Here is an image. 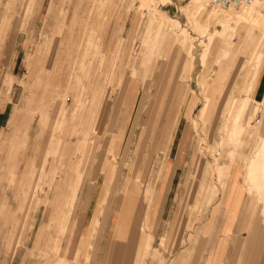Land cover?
<instances>
[{"label":"rangeland","instance_id":"374dc122","mask_svg":"<svg viewBox=\"0 0 264 264\" xmlns=\"http://www.w3.org/2000/svg\"><path fill=\"white\" fill-rule=\"evenodd\" d=\"M42 1L0 0V110L12 102L11 111L20 113L19 126L12 135L6 132L0 144L1 161L8 158L0 162V184L13 198L4 191L0 199V217L11 224L9 243L0 236V264H112L107 259L113 239L116 233L122 235L128 221L132 226L127 246L138 233L150 241L148 255L155 260L161 253L160 236L165 235L160 246L176 250L182 236L191 233L193 213L201 215L197 208L209 205L218 188L226 189L233 173H239L235 164L242 166L240 173L247 188L244 157L253 155L258 132L264 135V98L256 101L244 147L237 146L229 158L218 144L231 102L248 85L247 74L256 70L259 77L264 65V54L253 69L254 60L249 64L247 58L257 33L249 37L241 29L237 39L229 34L210 48L209 36H199L188 21L187 0H153V6L135 0ZM162 16L179 20L190 37L194 56L191 75L187 72L189 45L170 50L175 41L167 48L163 35L154 32ZM239 40L244 45L242 54L237 60L228 58L229 45ZM260 49L264 52L263 46ZM17 52L18 67L12 73ZM205 53L207 65L202 61ZM174 58L178 61L172 64ZM170 75L176 79L169 81ZM195 80L200 91L192 89L191 95ZM165 91L170 97H163ZM186 93L190 99L183 117ZM208 98L213 105L205 124L198 108ZM257 114L260 124H255ZM151 122L158 133L143 157ZM218 165L224 166L221 180ZM209 170L213 173L212 189L206 197L200 185ZM53 172L54 179L50 176ZM33 176L35 182L28 184ZM90 183L97 185V194L84 221H88L86 231L81 234L77 226L80 211L76 217V209ZM163 192L168 195V207H175L174 199L181 197V205L167 223V230L174 231L167 236V220L154 211ZM115 195L119 201L109 228ZM251 196L258 200L256 210L264 222L262 194ZM131 201L144 206L136 220L128 219L126 204ZM150 217H154L151 225ZM102 230L108 233L104 257L99 243ZM88 234L90 241L81 251ZM66 238L71 242L63 257L57 248L65 246ZM48 239L56 242V247L50 248ZM123 247V242L117 243L121 254ZM149 257L145 263L153 264Z\"/></svg>","mask_w":264,"mask_h":264},{"label":"crops","instance_id":"0c3cea01","mask_svg":"<svg viewBox=\"0 0 264 264\" xmlns=\"http://www.w3.org/2000/svg\"><path fill=\"white\" fill-rule=\"evenodd\" d=\"M41 1L42 0H38V3H41ZM19 56L20 53L17 52L16 57L12 64V73H14L16 71V68L18 67ZM177 61L178 58H174L172 60V64L176 63ZM12 77L15 79L13 75ZM175 79L176 76L172 78V75H170L169 81H174ZM16 83L18 82L15 81L14 84ZM17 85L19 86V84ZM130 85L131 83L128 85L126 90L124 106ZM192 89L194 90L198 89L196 85V80L194 81L192 88L189 89V94L191 95H192ZM132 91L133 93L135 92L134 89ZM163 97L164 98L170 97V94H168V92L165 91ZM253 98L255 101H262L264 98V65L257 79L255 90L253 93ZM189 99L190 98H187V93H186L184 96V100L182 102V105H184L183 117L186 112ZM167 101L168 100H166V103ZM11 106H12V102H8L0 110V144L3 142L2 136L6 132L9 133V135H12L14 133L15 128L19 126L18 121L20 119V113L17 109L11 111ZM201 107L202 104L198 108V112L200 111ZM125 113H127L126 106H125ZM155 114L157 115V113ZM178 123H179V117H178ZM7 127L9 128V131L5 130ZM191 128L196 129L193 126H191ZM157 133H158V128L154 129V123L151 122L150 124H148L141 156L143 157L147 156L148 150L150 149V147H152L156 139ZM8 139L11 140L10 138ZM9 140H6L4 146L8 143ZM11 141L13 142V140ZM179 144H180V140L178 141L175 148V155H174L175 157L177 156L178 153ZM5 161H1L0 158V162H5ZM10 162L14 163V160L12 161L10 160ZM234 167H239V173L238 172L233 173L226 189L222 190L218 188L219 192L217 196L213 199V201L209 205L204 204V206L200 205V208L199 207L197 208V210L201 211L202 213L201 215L200 214L196 215L195 213H193L189 224L191 226V230H190L191 233H187L182 236L176 250L166 251L163 250V247L160 246L161 241L164 242L165 235L160 236L158 249L161 251V253L160 256L155 260H152V258H150L148 255L150 241L147 238L141 237L140 234L134 233L127 246L128 232L130 230V227L132 226L131 225L132 221H128V223L130 224H127V226L123 228V231L121 232L122 235L116 233L115 238L113 239V250L109 256V259H107L109 260L108 263L112 262V264H121L122 260L124 259L123 264H147L145 263L144 260L146 257H149L151 263L153 264H264V222L261 219L259 211L256 210L257 208L256 200L248 193V190L246 189V185L242 180V174L240 173L242 166L240 168L238 164H235ZM135 168L137 171V165H135ZM88 174L89 173H84L83 176H85L86 178H90V175ZM50 176H52V178L54 179V177H56V174L54 173L51 174ZM35 178L36 176L30 177L27 180V183L30 184L31 182H35ZM104 182L105 181H103V183ZM173 184H174V178L171 182V188ZM3 186L4 185L0 184V199L4 191H6L9 198L13 201L11 194L8 192V188H5V186L4 187ZM48 193L49 192L47 191V194ZM96 194H97V185L90 183L88 187L84 190V192H82L81 197L79 199L76 209V217H77V212L80 211L79 212L80 216L77 217L78 220L77 226L81 234H83L86 231L88 221L85 224L84 221L87 216L88 210L90 209L91 202L94 201L96 198ZM167 198L168 195L166 196V192H163V195L159 203L154 204L155 205L154 211L155 209L158 210L160 218L162 220L163 219L167 220L166 236L174 231V229L171 231L167 230V225H168L167 223L170 221L172 216H174L173 211H175V209L181 205L180 202L181 197L179 198L177 197L176 199H174L176 200L174 204L175 207H173V205H170V207H168ZM114 199L115 200L114 201L112 200L111 202L112 206L110 205L111 211L113 213L109 220V224H108L109 228L112 218L116 211L119 197L115 195ZM165 200L166 202L163 203ZM140 205L141 207L139 208ZM126 207L129 209L127 214L128 219L130 217L129 220H132V217L135 218V220L141 217L142 210L144 209V206L141 203L137 202L136 204L134 203V201H131L130 203L127 202ZM130 210L132 211L130 212ZM193 210H196V208L195 209L193 208ZM153 218L154 217L149 218L150 225H151V221L154 222ZM91 225L94 226V223H91ZM10 227L11 224H6L4 217L1 216L0 236L3 235L4 238H6L7 244L10 241V231L8 229ZM115 227L118 231L119 226H115ZM106 234L108 233L102 230L99 241L100 244L102 243L103 249L101 251V254L103 257L105 254V248L107 243ZM90 236L91 234L90 235L88 234V236H86V238L84 239L85 243L82 244L81 251L83 246L87 243L86 241ZM118 242L124 243L122 254L117 249ZM125 248H126V252H125Z\"/></svg>","mask_w":264,"mask_h":264},{"label":"bare ground","instance_id":"6f19581e","mask_svg":"<svg viewBox=\"0 0 264 264\" xmlns=\"http://www.w3.org/2000/svg\"><path fill=\"white\" fill-rule=\"evenodd\" d=\"M135 1H137L139 5L142 6H153V0ZM165 2H167V0H163V3ZM185 7L188 21L194 27L195 32L199 36H201L203 33L209 36L208 41L211 46L210 48L226 40L229 34L233 35V37L237 39V34L241 29L246 30V33L249 37L253 33H257V37L254 39L253 44L250 46L247 56L249 64H251L252 60H254V63H252L250 66L251 69H253V67L256 68V64L259 63L264 54L263 50L260 49L262 46L264 47V0H256L250 5L241 6L240 8H231L229 10H218L212 8L205 0H187ZM181 25L182 24H180L179 20L165 18L162 16V21L158 24L154 32L163 35L164 40L167 41L165 43L167 45V48L172 46V40L175 41L176 46H172L170 50L176 48L182 49V46L184 47L186 45H189V49L187 51L190 55V61L187 66V72L191 75L194 68V56L192 54L193 45L189 44L190 42L188 40L190 37L188 36L187 31ZM212 30L214 31V34H211ZM243 48V42L240 40L236 43L234 42V44L231 43L229 45V48L227 49L228 58L237 60L242 54ZM207 57L208 53H205L202 57L203 65H207ZM251 74L252 73L250 72L247 74L248 85L246 86V88L242 89V94L234 98L231 102L227 113L226 123L223 129H221L222 138L221 142L218 145L221 148L225 149V151L228 153L229 158H232L234 156L237 146L240 145L244 147V138L248 128L249 120L253 114L255 104L258 103L253 98V93L258 78L257 71L255 70L253 74ZM209 78L210 77H208V80ZM194 91L192 92L194 93ZM212 105L213 101L208 98L201 108V120L205 124L208 121ZM253 144L255 147L253 155H250L251 157L249 159H246V157H244L246 164L245 169L243 170H245L244 175L247 184L246 189L248 190V193L250 195L262 194L264 205V135L262 131L258 132V135L253 141ZM134 166L135 164L133 165V168ZM223 169L224 166L218 165L217 172L219 175V180H221L222 178ZM212 175V171L209 170L204 180L201 182L200 188H203L202 196L206 195L207 197L208 193L212 189ZM140 207L141 205L139 206V208ZM72 218H70V222L68 221L69 224L71 223ZM68 238L70 239V237ZM68 238H66V243L68 242ZM89 241L90 237L86 242L89 243ZM40 242L38 243L41 244ZM46 242L50 248H52V245L56 247V242H53L50 239L46 240ZM70 242L71 241H69V243ZM66 243L64 247L62 246L59 249L57 248L60 256L64 257L66 255L68 249L67 246L69 244ZM62 252L64 254H62Z\"/></svg>","mask_w":264,"mask_h":264},{"label":"built area","instance_id":"2783aa9c","mask_svg":"<svg viewBox=\"0 0 264 264\" xmlns=\"http://www.w3.org/2000/svg\"><path fill=\"white\" fill-rule=\"evenodd\" d=\"M208 5L218 10H229L252 4L256 0H205ZM69 101V100H67ZM259 114L256 115L255 124H259Z\"/></svg>","mask_w":264,"mask_h":264}]
</instances>
